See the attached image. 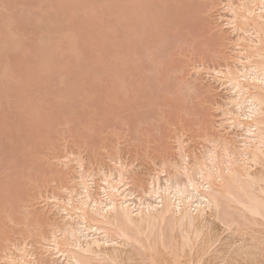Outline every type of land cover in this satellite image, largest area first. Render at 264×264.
I'll return each mask as SVG.
<instances>
[{"label": "rangeland", "instance_id": "374dc122", "mask_svg": "<svg viewBox=\"0 0 264 264\" xmlns=\"http://www.w3.org/2000/svg\"><path fill=\"white\" fill-rule=\"evenodd\" d=\"M121 1L124 9L112 0H0V264L5 250L13 254L26 241L29 251H41L37 237L60 221L51 197L67 196L76 159L95 171L93 190L100 189L99 170L121 163L129 188L138 190L161 158L174 161L175 141L198 153L208 145L205 133L226 128L218 127L217 109L226 90L210 76L236 39L225 26V0ZM144 17L153 25L140 26ZM48 27L60 34L56 63L43 72L41 47L53 40Z\"/></svg>", "mask_w": 264, "mask_h": 264}, {"label": "bare ground", "instance_id": "6f19581e", "mask_svg": "<svg viewBox=\"0 0 264 264\" xmlns=\"http://www.w3.org/2000/svg\"><path fill=\"white\" fill-rule=\"evenodd\" d=\"M112 1L124 9L125 1ZM142 1L140 3L145 4V0ZM225 2L227 4L224 9L230 15L227 22L225 20V26L231 30V34L236 35L234 40L229 38L233 43L229 42L233 45V54L226 53L230 56H223L227 58V62L223 58L226 63L224 67L213 66V75L209 74L212 78L215 75L226 90L225 102L217 107L222 118L218 127H226L223 128L224 132L214 131L217 135L205 133L206 138L203 139L208 145L201 147L203 150L200 152L198 148V153L192 152L193 149L192 153L186 151V145L181 143L182 139L175 141L178 144L174 149L177 153L174 161L160 157L162 160L159 167L154 169L157 166L154 163L152 173H147L148 180L144 178L143 182L147 183L137 179L146 184L143 187L139 182L141 186L136 189L139 188L140 192L133 190L134 186L133 189L129 188L127 182L130 181H126L127 166L118 162L121 159L116 160L120 164L117 165L118 168L114 166V170H99L101 185L96 184L100 189H95L99 191L95 192L93 189L96 187L92 188L95 181L92 173L95 171L91 167L89 169L92 173L84 170L82 158L75 160L73 157L79 169L76 170L78 176L74 179L76 181H70L74 183L69 189L67 186L63 187L67 194L64 199L57 195V198L50 196L55 202H50L54 207L53 211L60 216V221L51 220L48 234L46 231L47 235L38 234L39 242L36 244L41 245V251H29L30 246L25 244L27 241L21 246L17 243L15 249H11L19 254L13 256L14 252L11 254L9 250L7 255L5 250L6 255H1L5 259L4 264L264 262V0ZM132 4L135 5L134 1ZM153 9L159 8L151 4L150 13L153 12L155 16L151 13L150 17L157 21L159 11L154 12ZM147 17L138 24L144 28L153 25L148 24ZM152 19L149 18L150 21ZM136 27L137 32L139 27L135 24L133 28ZM47 34L53 40H48L41 47L44 56L38 70L43 72L50 71L48 62L56 63L55 36L60 32L48 27ZM140 34L142 35L139 32L138 35ZM221 36L217 37L219 43ZM224 37L223 40L226 39ZM208 69L204 70L207 72ZM66 156L65 159L69 158ZM64 163L63 167L70 162ZM74 163L70 166L71 169ZM70 177L69 179L72 178ZM96 177L98 178L97 175ZM128 178L133 181L132 177ZM35 221L40 226L44 222L39 219ZM34 245L32 248H35ZM258 256L260 260L257 259Z\"/></svg>", "mask_w": 264, "mask_h": 264}]
</instances>
